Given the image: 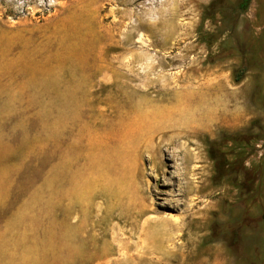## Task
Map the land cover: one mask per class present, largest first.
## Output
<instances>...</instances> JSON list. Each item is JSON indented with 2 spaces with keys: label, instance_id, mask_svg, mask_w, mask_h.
<instances>
[{
  "label": "rangeland",
  "instance_id": "374dc122",
  "mask_svg": "<svg viewBox=\"0 0 264 264\" xmlns=\"http://www.w3.org/2000/svg\"><path fill=\"white\" fill-rule=\"evenodd\" d=\"M211 1L0 0V264H264V0Z\"/></svg>",
  "mask_w": 264,
  "mask_h": 264
},
{
  "label": "trees",
  "instance_id": "16d2710c",
  "mask_svg": "<svg viewBox=\"0 0 264 264\" xmlns=\"http://www.w3.org/2000/svg\"><path fill=\"white\" fill-rule=\"evenodd\" d=\"M251 0H238L237 2H234L232 0H212L208 5L205 6L203 14H202V21L207 20H215L217 15H220V18L222 19L223 26L218 30V32H212L207 33L206 36H204V42L212 48L213 45L217 42L220 43V52L225 51V42L226 39L224 38L225 31L227 29V26L231 22L238 20L239 15L243 14V11L247 10L249 7V3ZM234 21V22H235ZM239 46V43H238ZM238 53H240L243 57L241 66L234 71V79L236 82H240L243 78L245 73L248 70L249 64L247 59V53L246 48H239ZM214 56V54L211 55V58ZM210 156L215 160L216 162V171L218 172V175L220 177H224L228 175L229 172H234L235 162L229 160L226 155L225 156H218L216 154L214 149H210ZM242 173H247L249 170L245 167L244 164H242ZM238 180H236L237 182ZM239 187L242 189L243 187H246L245 180L239 181Z\"/></svg>",
  "mask_w": 264,
  "mask_h": 264
}]
</instances>
